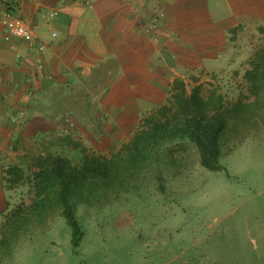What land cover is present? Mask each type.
<instances>
[{
	"label": "rangeland",
	"instance_id": "374dc122",
	"mask_svg": "<svg viewBox=\"0 0 264 264\" xmlns=\"http://www.w3.org/2000/svg\"><path fill=\"white\" fill-rule=\"evenodd\" d=\"M259 28L247 26L230 38L232 53L226 57L231 63L226 70L185 77L188 91L197 77L205 89L216 87L225 103L241 97L250 104L248 118L223 140V169L201 166L191 142L166 145L172 151L171 157L160 158L163 191L157 187L153 164L143 168L132 182L135 187L117 199L112 192L92 205H78L84 235L77 248L70 243L58 208L50 207L41 218L30 211L34 190L31 177H26L6 188L9 207L0 217V264H264V86L254 95L243 76L254 50L264 45V28ZM109 75L69 86L53 106L42 108L55 115L49 150L73 163L80 160V148L88 155L110 156L169 95L170 86L164 99L127 127L130 131L134 126L129 133L101 140L93 115L102 109ZM66 117L73 121L67 130ZM115 136L119 143L112 147ZM67 137L78 149L66 145ZM22 149L27 158L35 155L29 146ZM18 207L23 218L9 224L10 213Z\"/></svg>",
	"mask_w": 264,
	"mask_h": 264
},
{
	"label": "crops",
	"instance_id": "0c3cea01",
	"mask_svg": "<svg viewBox=\"0 0 264 264\" xmlns=\"http://www.w3.org/2000/svg\"><path fill=\"white\" fill-rule=\"evenodd\" d=\"M4 3L30 25L45 49L38 54L14 37L4 40L0 24V217L9 207L4 168L23 160V145L38 154L49 150L53 142L49 135L55 118L43 117L39 113L43 110L37 107L29 113L31 103L43 93L59 86L81 85L99 64L114 59L117 71L104 93L102 109L93 115L100 139L110 140L112 134L133 130L134 126L130 131L127 127L164 99L174 78L186 82L189 75L226 70L231 63L226 57L232 53L229 40L241 29L264 28V0ZM53 8L58 13L49 19ZM159 10L163 16L149 29L152 14ZM54 31L56 35H52ZM21 109L22 117L18 114ZM71 127L66 125V130ZM68 138L66 145L71 146ZM114 141L112 147L119 143L118 138Z\"/></svg>",
	"mask_w": 264,
	"mask_h": 264
},
{
	"label": "trees",
	"instance_id": "16d2710c",
	"mask_svg": "<svg viewBox=\"0 0 264 264\" xmlns=\"http://www.w3.org/2000/svg\"><path fill=\"white\" fill-rule=\"evenodd\" d=\"M248 64L243 76L255 95L264 86V45L254 50ZM116 71L117 63L110 59L94 68L92 77L97 79L109 73L111 81ZM193 79L195 85L188 91L184 80L174 78L166 102L143 117L140 128L131 139L110 156L88 155L80 148V160L73 163L60 152L46 150L5 167V187L13 188L24 178L31 177L34 198L30 211L41 218L50 207L58 208L68 227L70 243L77 248L84 235L76 215L78 205H92L112 192L117 199L120 193L135 187L132 182L136 181L143 168L153 164L151 168L158 181L157 187L163 191L160 158L171 157L172 151L166 145L178 140L191 142L201 166L210 170L223 169L220 162L223 140L248 118L250 104L243 102L241 97L234 103H225L216 87L205 89L198 78ZM68 88L59 86L43 93L31 103L29 113L36 107L42 111L43 107L53 106L60 92ZM55 111L64 112L57 108ZM42 112L39 113L43 117H55ZM69 143L78 149L76 143ZM21 213V207L14 209L10 213L9 224L20 222L23 218Z\"/></svg>",
	"mask_w": 264,
	"mask_h": 264
},
{
	"label": "built area",
	"instance_id": "2783aa9c",
	"mask_svg": "<svg viewBox=\"0 0 264 264\" xmlns=\"http://www.w3.org/2000/svg\"><path fill=\"white\" fill-rule=\"evenodd\" d=\"M129 3H136L137 0H127ZM85 5H90V0H84ZM58 13V8H53L48 13L47 18H52L56 16ZM163 16L162 11H157L152 14L148 28H154L157 25L158 20ZM0 24L4 29V40L8 41L11 37H14L28 45H30L34 51L38 54L42 53L45 49V43L41 40H36L35 36L32 32L30 25H28L19 15L15 12V10L4 3V0H0ZM57 31L52 32V35H56ZM33 93V88L30 87L28 90V94L31 95ZM19 116L22 117L24 115V109H21L18 112ZM68 122V126L71 127L73 125L72 121L69 118H66Z\"/></svg>",
	"mask_w": 264,
	"mask_h": 264
}]
</instances>
